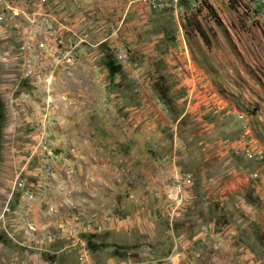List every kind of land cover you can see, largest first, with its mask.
<instances>
[{
	"label": "rangeland",
	"instance_id": "rangeland-1",
	"mask_svg": "<svg viewBox=\"0 0 264 264\" xmlns=\"http://www.w3.org/2000/svg\"><path fill=\"white\" fill-rule=\"evenodd\" d=\"M177 4L186 39L195 45L201 36L197 26L208 34L204 44L212 53L214 76L222 79L219 89L247 105L254 113L251 126L259 124L264 133V0ZM18 30L0 26V216L32 200L50 209L51 233L58 236L50 239L47 264H80L84 249L93 264H264V162L253 167L239 156L225 166L231 158L216 165L205 155L195 163L186 157L161 199L131 195L126 185L134 172L123 165L127 117L123 101L114 100V92L126 88L115 89L106 71L84 57L104 36L90 29L85 36L77 33L83 41L71 61L63 47L53 45L25 64L17 51ZM222 58L227 66H219ZM236 166L244 168V185L225 196L202 194L204 183L214 181L212 171ZM252 171L258 174L250 178ZM189 175L191 184L180 191L175 180ZM142 203L161 209L152 218L163 219L164 229L148 231L140 220H128ZM23 214L37 236L40 229L26 210ZM1 229L12 240L5 244L16 246ZM27 249L32 262L40 258L36 248Z\"/></svg>",
	"mask_w": 264,
	"mask_h": 264
},
{
	"label": "crops",
	"instance_id": "crops-1",
	"mask_svg": "<svg viewBox=\"0 0 264 264\" xmlns=\"http://www.w3.org/2000/svg\"><path fill=\"white\" fill-rule=\"evenodd\" d=\"M53 2L54 11L82 36L89 29L104 36L88 53L84 51V57L91 56L92 64L106 71L115 89L126 88L124 92L115 91L114 100L123 101L127 117L128 139L124 147L128 156L123 165L134 172L126 185L131 195L147 196L144 200L149 202H152L150 196L161 199L169 193L171 181L183 171L181 162L188 157L195 163L205 155L209 161L218 162L216 165L221 158H231L225 166L233 164L239 156L253 167L254 163L264 162V133L259 124L251 126L254 113L219 89L222 79L214 76L212 53L201 36L198 35L195 45L184 37L183 13L178 4H172V0ZM121 48L127 52L124 59L120 58ZM86 61L80 62L82 66ZM227 61L222 58L219 66H227ZM214 109L218 112L213 113ZM114 142L111 145L116 147L117 141ZM248 152L253 156L249 157ZM228 154L231 156L227 157ZM231 168L220 173L212 171L210 178L214 181L204 183L202 194L225 196L244 185V168ZM254 174L257 171L248 177ZM25 210L40 229L39 238L32 237V230L24 222ZM139 210L128 215V220H140L148 231L150 226L164 229L163 219L152 218L161 209L143 207L142 203ZM49 211L38 200H32L25 207L21 205L13 212L1 213L0 227L17 243L9 245L11 238L0 230V264H47L45 252L50 250V239L58 236L51 233L54 228ZM23 240L33 241L35 247ZM27 247L36 248L40 258L34 256L32 262V250Z\"/></svg>",
	"mask_w": 264,
	"mask_h": 264
},
{
	"label": "built area",
	"instance_id": "built-area-1",
	"mask_svg": "<svg viewBox=\"0 0 264 264\" xmlns=\"http://www.w3.org/2000/svg\"><path fill=\"white\" fill-rule=\"evenodd\" d=\"M54 0H0V26L5 28L16 26L19 28L21 43L17 51L25 64L32 62L35 55L42 51H47L53 45L63 47L66 60L71 61L77 52V47L83 41L78 38L77 31L54 10ZM179 3L181 0H172ZM127 56L126 50L122 49L120 58ZM124 57V58H123ZM217 109L213 113H217ZM252 157V153H247ZM255 176V175H254ZM192 176L179 177L175 184L180 186V191H185V186H189ZM179 192V191H178ZM74 231L78 232L80 223L74 224ZM32 229V226H30ZM80 264H93L87 252L82 250L79 254Z\"/></svg>",
	"mask_w": 264,
	"mask_h": 264
},
{
	"label": "trees",
	"instance_id": "trees-1",
	"mask_svg": "<svg viewBox=\"0 0 264 264\" xmlns=\"http://www.w3.org/2000/svg\"><path fill=\"white\" fill-rule=\"evenodd\" d=\"M208 7L211 9V6H208ZM196 29L198 30L199 34L201 35V37L203 38L205 43L209 44L208 34H207L206 30L204 28H202L201 26H197Z\"/></svg>",
	"mask_w": 264,
	"mask_h": 264
}]
</instances>
